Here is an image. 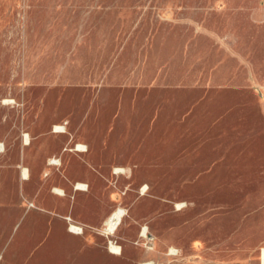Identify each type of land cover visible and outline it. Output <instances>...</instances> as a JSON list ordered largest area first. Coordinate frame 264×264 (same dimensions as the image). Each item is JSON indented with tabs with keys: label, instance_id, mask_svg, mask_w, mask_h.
<instances>
[{
	"label": "rangeland",
	"instance_id": "obj_1",
	"mask_svg": "<svg viewBox=\"0 0 264 264\" xmlns=\"http://www.w3.org/2000/svg\"><path fill=\"white\" fill-rule=\"evenodd\" d=\"M231 7L0 0V264L10 246L20 256L12 264H27L21 232L49 173L40 155L48 146L90 153L99 171L90 181L113 189L114 209L124 211L113 244L130 256L115 264H256L261 21L256 7ZM56 124L69 144L47 137Z\"/></svg>",
	"mask_w": 264,
	"mask_h": 264
},
{
	"label": "crops",
	"instance_id": "obj_2",
	"mask_svg": "<svg viewBox=\"0 0 264 264\" xmlns=\"http://www.w3.org/2000/svg\"><path fill=\"white\" fill-rule=\"evenodd\" d=\"M187 1L232 4L237 7L231 8L237 9L256 7L260 15L262 33L260 75L257 81L264 90V0ZM46 131L49 139L61 141L62 144L70 143L64 131L59 132L50 128ZM27 154L26 148L20 155L21 158H17V162L22 161L24 164ZM40 155L43 157L42 168L49 173L46 178L41 179L42 184H38L31 193L35 207L27 210L26 224L21 232L26 236L27 264H99L100 258L105 264H115L116 258L129 259L130 256L121 255L122 252L118 254L110 251L109 244L114 242L115 237L113 233H108L104 229L107 216L115 210L114 191L109 190L108 186L96 187L90 181L99 173L90 153L74 150L66 152L65 149L61 150L60 146L56 148L48 146L43 147ZM51 155L59 156L60 167L50 165L47 156ZM29 168L31 167L27 168L28 171ZM29 172L32 177H41L39 170L31 168ZM81 181H86L87 186L84 189L75 185L76 182ZM70 224L80 226V231L70 230ZM259 242L256 264H264V232ZM8 249L1 258L12 264V261L20 256L16 257L11 246ZM165 255L166 253L161 251L153 260H162ZM142 262L138 263L142 264Z\"/></svg>",
	"mask_w": 264,
	"mask_h": 264
},
{
	"label": "bare ground",
	"instance_id": "obj_3",
	"mask_svg": "<svg viewBox=\"0 0 264 264\" xmlns=\"http://www.w3.org/2000/svg\"><path fill=\"white\" fill-rule=\"evenodd\" d=\"M6 102H9L8 100H6ZM54 130L55 131H64V127L62 126V125H55L54 126ZM23 138H24V141L26 142V143H28L29 142V134L28 133H24L23 134ZM77 149H79V150H82L83 149V146L82 145H78L77 144V147H76ZM54 160V159H53ZM49 161H52V159H50ZM28 172V170H27V168H25V167H23L22 168V173L23 174H26ZM76 187L77 188H85V185H84V183L82 184V183H80V182H78V183H76ZM62 189V188H61ZM58 191H60V189H57ZM82 190V189H81ZM58 193V192H57ZM179 205V204H178ZM123 214H124V211H123V209L121 208V207H118V208H116L114 211H112L111 212V214L109 215V216H107L108 218H107V220L105 221L106 223V225H105V231L106 232H108V233H113V231L115 230V228H116V226H117V224L119 223V221L121 220V218H122V216H123ZM69 227L71 228V229H73V230H79L80 228V226L78 227L77 225H75V224H70L69 225ZM141 236H146V228L145 227H143L142 228V230H141ZM109 248H110V250L112 251V252H114V253H116V252H119L120 251V249H119V247L117 246V245H115V244H113V242H110V244H109ZM171 251V250H170ZM169 251V252H170ZM174 251H175V249H174ZM149 264V263H148Z\"/></svg>",
	"mask_w": 264,
	"mask_h": 264
}]
</instances>
